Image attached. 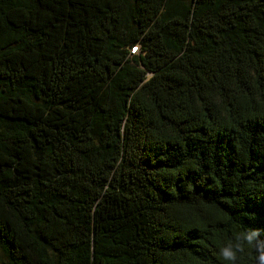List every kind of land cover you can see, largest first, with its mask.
Instances as JSON below:
<instances>
[{"label":"trees","instance_id":"obj_1","mask_svg":"<svg viewBox=\"0 0 264 264\" xmlns=\"http://www.w3.org/2000/svg\"><path fill=\"white\" fill-rule=\"evenodd\" d=\"M248 230L264 0H0V264H230Z\"/></svg>","mask_w":264,"mask_h":264},{"label":"clouds","instance_id":"obj_2","mask_svg":"<svg viewBox=\"0 0 264 264\" xmlns=\"http://www.w3.org/2000/svg\"><path fill=\"white\" fill-rule=\"evenodd\" d=\"M259 230H248L240 232L236 235L235 243H228L227 245L219 249V254L225 261H229L230 264H236L237 256L239 252H243L245 245L257 246L259 244L264 247V241H259ZM259 264H264V251H262L258 257Z\"/></svg>","mask_w":264,"mask_h":264},{"label":"built area","instance_id":"obj_3","mask_svg":"<svg viewBox=\"0 0 264 264\" xmlns=\"http://www.w3.org/2000/svg\"><path fill=\"white\" fill-rule=\"evenodd\" d=\"M134 49H135V47H132L130 51H131V52H133V51H134Z\"/></svg>","mask_w":264,"mask_h":264},{"label":"rangeland","instance_id":"obj_4","mask_svg":"<svg viewBox=\"0 0 264 264\" xmlns=\"http://www.w3.org/2000/svg\"><path fill=\"white\" fill-rule=\"evenodd\" d=\"M0 258H1V256H0Z\"/></svg>","mask_w":264,"mask_h":264}]
</instances>
